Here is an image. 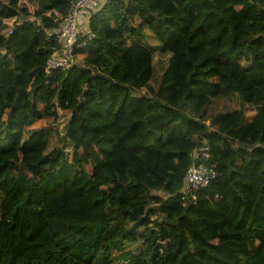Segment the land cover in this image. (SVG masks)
<instances>
[{"label": "trees", "instance_id": "trees-1", "mask_svg": "<svg viewBox=\"0 0 264 264\" xmlns=\"http://www.w3.org/2000/svg\"><path fill=\"white\" fill-rule=\"evenodd\" d=\"M70 2L0 0V264H264V0H104L45 84ZM203 141L217 178L185 203Z\"/></svg>", "mask_w": 264, "mask_h": 264}, {"label": "built area", "instance_id": "built-area-1", "mask_svg": "<svg viewBox=\"0 0 264 264\" xmlns=\"http://www.w3.org/2000/svg\"><path fill=\"white\" fill-rule=\"evenodd\" d=\"M102 4V0H71L66 15L62 18L60 26L56 30H46L41 27L40 30L46 34V40L54 41L56 46L49 55L44 68L46 76L45 84H48L54 71H68L78 63L76 51L81 49L85 41H78L82 35L87 40L93 39V35L84 31L82 24L83 16L89 20L90 15L97 10ZM13 28L10 27L7 33L10 35ZM191 165L187 168L184 178L183 187L180 190L181 200L196 203L197 192L205 189L212 181L217 178V173L213 165L208 166L211 158L210 147L203 141L200 148L195 149L191 154Z\"/></svg>", "mask_w": 264, "mask_h": 264}, {"label": "rangeland", "instance_id": "rangeland-1", "mask_svg": "<svg viewBox=\"0 0 264 264\" xmlns=\"http://www.w3.org/2000/svg\"><path fill=\"white\" fill-rule=\"evenodd\" d=\"M146 34H147V38L145 42L142 44L144 45L146 44L147 46H149L153 54V78H152L150 85L152 86V88L156 89L159 83V79L167 66L168 57L159 53L158 51L159 45L157 41L150 35L148 31H146ZM78 63L82 65L81 64L82 60L79 58H78ZM142 92H140L139 94H142ZM225 106H226L225 101L214 100L204 110L206 114L205 122L212 124V122L214 121L213 124L215 125L218 122L219 117L224 116L230 112V109H227V108L225 109ZM191 108L192 106L188 104L185 107L186 112L188 113L191 110ZM69 117L70 116L68 113H63V112L59 113L58 121L55 123V126L57 127L58 132L57 134L51 135L49 139L48 151L52 150L53 148L62 146L64 138H65L66 125L68 123ZM50 123H52L51 119L43 120V121L34 123L28 129L30 130L32 128H38L45 124H50ZM27 136H28V133L25 132L23 136L24 139H26ZM232 145L235 146V144H232ZM1 146H2V142L0 143V147ZM139 231H142V229H140Z\"/></svg>", "mask_w": 264, "mask_h": 264}, {"label": "crops", "instance_id": "crops-1", "mask_svg": "<svg viewBox=\"0 0 264 264\" xmlns=\"http://www.w3.org/2000/svg\"><path fill=\"white\" fill-rule=\"evenodd\" d=\"M104 0H102V2H103ZM80 23L82 24V29L84 30V31H86L87 30V26H88V20H87V17L86 16H83V20H81L80 21ZM217 100H219V99H217ZM225 101V100H224ZM225 109L227 108V109H229L230 108V106H229V103L228 102H225Z\"/></svg>", "mask_w": 264, "mask_h": 264}]
</instances>
